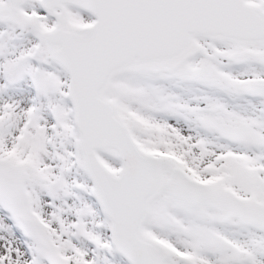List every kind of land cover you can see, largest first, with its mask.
<instances>
[{
    "label": "snow or ice",
    "instance_id": "obj_1",
    "mask_svg": "<svg viewBox=\"0 0 264 264\" xmlns=\"http://www.w3.org/2000/svg\"><path fill=\"white\" fill-rule=\"evenodd\" d=\"M0 264H264V0H0Z\"/></svg>",
    "mask_w": 264,
    "mask_h": 264
}]
</instances>
